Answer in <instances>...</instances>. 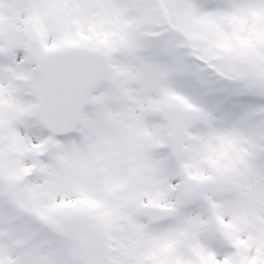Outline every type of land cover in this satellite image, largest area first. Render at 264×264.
Returning a JSON list of instances; mask_svg holds the SVG:
<instances>
[{"label":"snow or ice","instance_id":"1","mask_svg":"<svg viewBox=\"0 0 264 264\" xmlns=\"http://www.w3.org/2000/svg\"><path fill=\"white\" fill-rule=\"evenodd\" d=\"M0 264H264V0H0Z\"/></svg>","mask_w":264,"mask_h":264}]
</instances>
